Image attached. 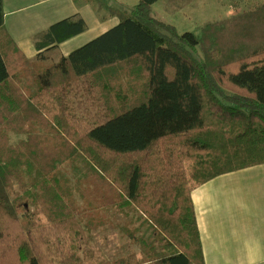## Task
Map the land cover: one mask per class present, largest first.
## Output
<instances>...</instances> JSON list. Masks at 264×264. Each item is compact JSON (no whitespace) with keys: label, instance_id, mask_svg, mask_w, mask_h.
<instances>
[{"label":"trees","instance_id":"trees-1","mask_svg":"<svg viewBox=\"0 0 264 264\" xmlns=\"http://www.w3.org/2000/svg\"><path fill=\"white\" fill-rule=\"evenodd\" d=\"M73 1L117 24L47 63L84 20L34 34L30 62L0 0V264H205L191 192L264 164V0L182 34L160 0ZM112 209L138 252L110 260L88 232Z\"/></svg>","mask_w":264,"mask_h":264},{"label":"rangeland","instance_id":"rangeland-1","mask_svg":"<svg viewBox=\"0 0 264 264\" xmlns=\"http://www.w3.org/2000/svg\"><path fill=\"white\" fill-rule=\"evenodd\" d=\"M56 1L41 0L35 9L40 14H44L54 7ZM204 1L203 4L198 6L189 4L182 10H172L169 3L165 0H160L152 5V9L157 19L175 26L179 34L186 31L198 33L199 28L207 21L217 22L227 19L239 12L253 9L260 5L263 0H211L212 4L209 6V12L206 11L207 6L204 4ZM136 2L137 0H115L111 2V5L115 7H120L121 5L132 6ZM77 7L80 9L82 17L86 22L85 30L82 34L71 38L64 44H59L53 49L44 51L43 57L45 62L58 61L73 49L87 43L117 24V18L110 16L105 9H99L95 2H83ZM205 11L207 12L206 15L204 14ZM57 18L55 20H58ZM28 41L30 44H33L34 39L30 40L28 38ZM28 46L30 50L25 53V57L30 62L35 61L37 59V52L36 50L34 52L31 45ZM18 138V136L11 135V140L13 141ZM263 170L264 165H262V168H247L238 172L235 171L236 173L224 174L214 180L215 183L212 187L214 200L226 222H229L230 217L232 222L237 227H240L243 221L242 217L248 220L250 215H257V212L264 211V184L259 188L255 186L258 178L263 176ZM113 212L114 209L106 213L107 215L105 220H103L105 221L103 224L98 225L96 220L91 221V227L94 226V229L88 232L94 250L99 252L103 258L110 260L119 256L118 250L122 253L124 251L138 252V248L130 244L117 228L116 224L123 223L120 219L122 215L118 213L113 215ZM139 223V220L136 221L134 226ZM126 242H128L130 248H125Z\"/></svg>","mask_w":264,"mask_h":264},{"label":"crops","instance_id":"crops-1","mask_svg":"<svg viewBox=\"0 0 264 264\" xmlns=\"http://www.w3.org/2000/svg\"><path fill=\"white\" fill-rule=\"evenodd\" d=\"M40 1L2 0L5 27L24 54L30 50L28 45L34 49L28 38L32 40L34 34L52 23L74 14L84 20L77 7L83 1L57 0L54 7L44 14L35 9ZM200 4H203V0H193L191 3L193 6ZM204 4L209 12L211 0H205ZM56 18L58 20H55ZM254 168H262V165L248 169ZM262 173L263 176L258 178L255 185L258 188L264 184V170ZM217 178L191 192L205 264H264V211L250 215L248 220L242 217L240 227H237L230 217L229 222H226L217 208L212 192L214 180Z\"/></svg>","mask_w":264,"mask_h":264}]
</instances>
